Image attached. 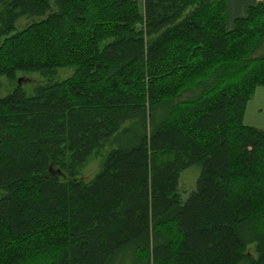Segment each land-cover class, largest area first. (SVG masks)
<instances>
[{
    "label": "trees",
    "instance_id": "1",
    "mask_svg": "<svg viewBox=\"0 0 264 264\" xmlns=\"http://www.w3.org/2000/svg\"><path fill=\"white\" fill-rule=\"evenodd\" d=\"M225 16V0H0V264H264V130L242 122L264 5Z\"/></svg>",
    "mask_w": 264,
    "mask_h": 264
},
{
    "label": "rangeland",
    "instance_id": "2",
    "mask_svg": "<svg viewBox=\"0 0 264 264\" xmlns=\"http://www.w3.org/2000/svg\"><path fill=\"white\" fill-rule=\"evenodd\" d=\"M22 21H23L22 19H19V22ZM69 72H70V68H60L57 70L56 72L57 74L55 73L53 77L56 78L58 74L60 76L64 74H69ZM22 76H18L15 82L18 83L17 81H20L22 79H27L22 81L20 85L23 91L25 92V94L27 95L33 94L34 87L37 85L38 82L42 80L41 79L42 77L37 72L24 73ZM10 86L11 84L9 82L4 80L3 78H0V96L3 95L5 92H7ZM242 122L256 129L264 130V87L263 86H257L254 89L250 99L246 102V105L244 107ZM97 162H98V158L87 164L86 167H84V169L81 171V178L84 181L89 180L97 171ZM197 171H198V167L195 165L189 166L186 169H184L179 175L178 188L183 191L191 189L193 187L194 179L197 175ZM247 249L250 253L254 254L252 245H248ZM123 262L126 263L127 261L124 260ZM112 264H119V263L113 262Z\"/></svg>",
    "mask_w": 264,
    "mask_h": 264
},
{
    "label": "crops",
    "instance_id": "3",
    "mask_svg": "<svg viewBox=\"0 0 264 264\" xmlns=\"http://www.w3.org/2000/svg\"><path fill=\"white\" fill-rule=\"evenodd\" d=\"M258 0H225V22L229 26L234 18L245 14L248 6L254 5ZM264 5V0H261Z\"/></svg>",
    "mask_w": 264,
    "mask_h": 264
},
{
    "label": "water",
    "instance_id": "4",
    "mask_svg": "<svg viewBox=\"0 0 264 264\" xmlns=\"http://www.w3.org/2000/svg\"><path fill=\"white\" fill-rule=\"evenodd\" d=\"M17 82H19V81H17Z\"/></svg>",
    "mask_w": 264,
    "mask_h": 264
}]
</instances>
